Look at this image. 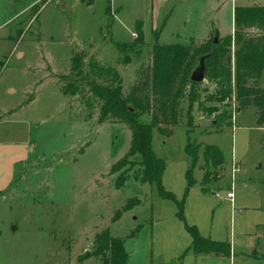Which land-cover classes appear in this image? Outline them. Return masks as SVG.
<instances>
[{
  "label": "rangeland",
  "instance_id": "374dc122",
  "mask_svg": "<svg viewBox=\"0 0 264 264\" xmlns=\"http://www.w3.org/2000/svg\"><path fill=\"white\" fill-rule=\"evenodd\" d=\"M112 1L124 4L127 27H122L120 40L129 41L130 21L145 17L150 0ZM110 4L0 0L1 263L105 264L94 247L96 235L108 229L124 239L128 264L256 263L252 255L264 264V252H252L264 241V128L258 124L259 109L244 106L248 98L238 96L234 72L228 91H214L207 80L190 88L170 135L163 132L168 124L153 130V152L165 162L162 185L184 202V220L176 201L161 197L156 185L143 181L141 156L128 155L131 127L115 119L100 123L101 103L89 93V85L76 95L64 92L68 81L78 77L71 60L76 53L86 54L85 65L95 60L115 68L125 95L151 65L156 33H148L139 45L136 30L133 41L115 45ZM203 6H195L190 17L176 13L160 43L205 52L214 48L216 36L223 43L215 29L206 37L210 8ZM221 25L230 30V13ZM193 31L199 34L194 37ZM245 33L257 36L258 31L248 28ZM231 50L234 55L237 46L232 44ZM254 82L249 79L248 85ZM224 113L232 114V120L217 124ZM140 120L152 122L149 114ZM189 143L199 152L194 167L186 152ZM207 145L217 146L225 161L203 184ZM233 161L241 168L235 175ZM190 169L196 183L188 189ZM118 179L126 180L121 188ZM232 190L233 205L225 199ZM129 200L139 204L124 211ZM186 226H195L209 240L231 244L233 261L224 255L214 259L213 252L196 255L188 248L192 237Z\"/></svg>",
  "mask_w": 264,
  "mask_h": 264
},
{
  "label": "trees",
  "instance_id": "16d2710c",
  "mask_svg": "<svg viewBox=\"0 0 264 264\" xmlns=\"http://www.w3.org/2000/svg\"><path fill=\"white\" fill-rule=\"evenodd\" d=\"M254 26L264 27V6L237 7L234 32L237 50L234 55L231 50L232 36L223 39V43L213 42L214 48L205 52L201 50L202 47L161 44L156 33L157 41L152 49V63L141 71L127 95L122 91V78L115 68L105 67L95 60L85 65L87 58L85 53H76L71 59L72 70L78 77L68 81L64 92L76 95L83 91V86L89 85V93L101 103L99 122L115 119L131 127L132 145L128 155L141 156L142 166L145 168L143 181L156 185L161 197L176 201L178 215L183 220L184 202L178 201L175 195L162 185L165 162L153 152V130L162 124H168L170 128L163 129V132L170 135L171 127L179 124V105L189 89L199 85L192 82L190 77L198 66L200 58L206 54H210L206 59V80L215 86L214 91L230 90L234 72L238 84V96L248 98L244 101V106L254 105L259 109L258 124L264 126V86L259 83L264 70V35L252 36L245 33L246 29ZM136 30V42L143 45L145 41L141 23L137 24ZM98 79H102V82ZM249 79L255 81L253 86L248 85ZM192 107L189 106V112ZM144 114L151 115V124H145L140 120ZM224 115L217 116L221 119L217 124H225L233 118L232 114L224 113ZM186 152L194 167L200 159L198 148H194L193 144L189 143ZM203 158L205 172L202 181L206 184L213 174V168L225 160L221 150L211 145L205 147ZM192 171V169L188 170L187 174L188 189L196 183ZM125 181L120 182L118 179L117 188L123 187ZM138 204V201L131 203L129 200L123 210H129ZM118 218L119 216L116 215L114 220ZM186 228L192 237L191 248L196 252L231 255V244L209 240L203 237L195 226H186ZM124 244V239L114 237L110 230L106 229L96 235L94 253L101 255L105 264H128L130 255Z\"/></svg>",
  "mask_w": 264,
  "mask_h": 264
},
{
  "label": "crops",
  "instance_id": "0c3cea01",
  "mask_svg": "<svg viewBox=\"0 0 264 264\" xmlns=\"http://www.w3.org/2000/svg\"><path fill=\"white\" fill-rule=\"evenodd\" d=\"M120 3H113V1L111 0V4H110V9L112 14H114L113 16V20L110 26L111 29V33H112V37L117 40L115 43V45H117L118 43H123V42H130L133 41V34L136 33V27L138 23H141L142 25V30H143V34H144V41L146 40V36L148 35V33H150L151 35L153 34V32L158 34V41L160 42V38L163 35V33L166 31V29L168 28V26L171 24V20L174 18V16L176 15V13H180L183 12L184 14L187 15V17L191 16L193 11L195 12V6H200V8H210V15L207 17L206 22H205V28H204V32L206 37L209 35V33L215 29L216 32L226 38L229 36L233 37V44L235 46L236 49V45L234 42V32H235V9L237 7H252V6H264V0H150V4L148 6V8L146 9L145 12V17H142V15H137L134 18H132V20L129 23V27L128 29L131 32V37H129V41H127L126 39L124 40H120V37L122 36V27H127V25L124 23L125 21L123 20V12H124V4H120ZM228 13H230V16L232 18V25L230 30H225L224 28H222L221 25V19H223L226 15H228ZM186 16H184V19L187 18ZM206 17V15L204 16ZM110 25V24H109ZM187 25V22L184 21V24H182V26ZM254 29H256L258 31V33H256L257 35H264V28L263 29H259L257 27H252ZM181 29H183V27H181ZM194 33V37L195 34H199L197 31H193ZM180 36L179 33H177V37ZM112 42L113 39H112ZM176 44V43H174ZM179 44V43H177ZM260 82L262 83V85H264V70L262 73V76L260 78ZM264 128V126H263ZM233 158V157H232ZM204 159V158H203ZM6 170L5 172L2 174L3 178L6 177ZM2 179V178H0ZM0 193H2V190L0 189ZM235 195V192H234ZM227 199L232 205L235 203V196L233 201H231L228 198ZM2 236H0V242L2 240ZM260 241H257L258 245H259ZM192 246V241L191 244L188 246V248L191 249ZM187 248V249H188ZM251 248H253L251 246ZM186 249V250H187ZM254 251H263L264 252V241H263V246L260 250H258V248L256 247L255 249L252 250V252ZM194 253L196 255H202L204 256L205 253H210V252H195ZM213 256L216 257L214 259L220 260V258H222V254L213 252ZM234 252L232 250V253L230 256H225L227 258L230 259V261H233V256H234ZM249 258L256 260L257 262L254 263L252 261H248L247 263H245L244 261H242V264H259L260 263V259L256 258L254 255L249 256ZM0 264L1 263V258H0ZM5 264V263H3Z\"/></svg>",
  "mask_w": 264,
  "mask_h": 264
},
{
  "label": "water",
  "instance_id": "95a60500",
  "mask_svg": "<svg viewBox=\"0 0 264 264\" xmlns=\"http://www.w3.org/2000/svg\"><path fill=\"white\" fill-rule=\"evenodd\" d=\"M219 42L218 36H216L214 43L217 44ZM210 56V54H206L200 58L198 66L192 72L190 80L194 83L200 84L206 80V59ZM215 87L211 86V89ZM134 234V233H133ZM89 252H87V255Z\"/></svg>",
  "mask_w": 264,
  "mask_h": 264
},
{
  "label": "built area",
  "instance_id": "2783aa9c",
  "mask_svg": "<svg viewBox=\"0 0 264 264\" xmlns=\"http://www.w3.org/2000/svg\"><path fill=\"white\" fill-rule=\"evenodd\" d=\"M135 37H136V33L133 34ZM240 167L238 166V164L233 161V168H232V174L235 175V174H238L240 172ZM217 195V193H216ZM234 191H229L228 195H227V198L230 199L231 201H233L234 199Z\"/></svg>",
  "mask_w": 264,
  "mask_h": 264
}]
</instances>
